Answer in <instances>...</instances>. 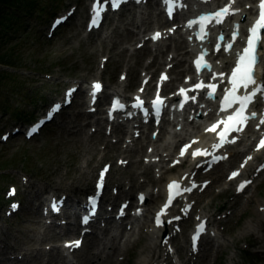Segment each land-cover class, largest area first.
Instances as JSON below:
<instances>
[{
    "label": "rangeland",
    "instance_id": "rangeland-1",
    "mask_svg": "<svg viewBox=\"0 0 264 264\" xmlns=\"http://www.w3.org/2000/svg\"><path fill=\"white\" fill-rule=\"evenodd\" d=\"M87 1L21 0L16 8L0 3V132L33 120L52 100L61 96L63 87L69 83L80 84L93 78L102 55L108 57L101 72L106 83L108 77L111 83L116 80L123 65H127L129 77L135 74L137 82L140 67L151 54L141 51L138 63L126 55L133 53L129 49L139 37L134 34L138 30L134 28L135 23L142 28L141 35H145L151 25L144 29L142 20L153 23L156 14L150 6L138 12L124 8L107 18L101 29L86 35L83 21ZM74 3V15L49 38L45 37L52 15ZM126 32L134 37L125 40ZM81 102L79 94L70 107L29 139L15 134L0 140V264H62L57 248L44 249L46 245L55 247L58 235L55 228L44 226L38 206H43L48 193L75 196L92 189L97 166L102 163L98 161V147L102 142L101 138L93 142L88 140L95 133L87 134L90 124L85 126L89 119L82 117L84 106ZM102 129L103 124L97 126L96 131L102 135ZM111 135L105 140L116 138ZM120 142L116 146L124 149L123 141ZM129 158L131 161L137 159L135 156ZM128 171L119 173L118 177L126 179L130 175ZM25 179V185L20 186ZM9 183L16 186L20 208L14 216L5 218L2 214L5 200L1 196ZM220 185L215 182L204 194L205 209L216 213L233 209L234 215L218 226L221 237L215 244L208 245L198 264H264V217L259 209L264 203V173L247 196L233 207L227 205L230 194L215 193ZM73 187L84 191L77 193ZM105 233L101 232L100 239L94 236L96 244L94 242L92 248L88 244L92 239L86 240V246L78 253L80 264H134L136 258L156 257L154 244L138 230L130 241L122 242L118 252L110 249L107 253L111 236L105 237ZM180 241L184 243L185 239L181 237L178 245L182 244ZM14 253L25 254L19 261L7 258L15 256ZM87 253H94L92 261L82 258ZM120 256L125 260L119 261Z\"/></svg>",
    "mask_w": 264,
    "mask_h": 264
},
{
    "label": "snow or ice",
    "instance_id": "snow-or-ice-1",
    "mask_svg": "<svg viewBox=\"0 0 264 264\" xmlns=\"http://www.w3.org/2000/svg\"><path fill=\"white\" fill-rule=\"evenodd\" d=\"M126 2V0H111V7L113 9L118 8L122 3ZM166 4L172 5L174 4V0H164ZM234 2V0H233ZM259 17L256 20L255 24L251 27L249 30V36L247 39V47L244 49L243 55L239 57V60L237 62L236 67L232 70L231 77L228 81V83L231 85V88H226L224 89V96L223 100L221 101V112H228L229 109L233 107V105L238 104L239 108H237L235 111H233L231 114L227 115L226 117L218 120L215 124H213L210 128L207 129L209 132L216 133L217 129L223 125V130L220 131L218 135V139L220 140L219 145H214V148H219L223 147L224 143H235V140L228 141L226 140V137L228 135H231L232 133H240L243 132L245 127L247 126V123L250 119H253L256 117L257 113L255 111L251 112L250 115L247 114L248 108L250 105H253L257 102V98L259 97L260 99H264V82L258 83L257 79L254 75V70L256 66L264 61H261V54L264 53V38L260 37L258 33L260 31H264V0H260L259 4ZM103 6L99 4V0H97V5L93 7V17L91 21V27H96L98 26V20L100 19L101 12L103 11ZM169 16L171 17L172 14V8L171 6L168 9ZM227 14L230 13V8L225 7L221 9L219 12L215 14L217 18L218 23H222L223 20L220 19ZM208 20V17H203L200 21L201 23V30L203 31V24L204 21ZM60 21H57L59 23ZM159 33H157L153 39H159ZM229 48L231 45L228 46ZM219 50V48L217 49ZM201 58L200 60L196 61L197 64V70L199 71L201 68ZM204 68H208L209 66L207 63H204L202 65ZM214 79L216 77H213ZM121 79H124V77H121ZM167 79L166 76H162L161 80ZM222 79V77H221ZM93 92L92 96L95 97L96 93L101 90V85L99 83H96L92 86ZM208 89V96L211 98L215 95L217 85L215 84H209L205 85L203 83L197 84L194 89H191L190 91H195L196 89ZM241 89L244 90L246 93L245 95L238 96L237 92H239ZM143 91V89H141ZM187 91L185 89L180 90V95L183 96L184 103H186L189 99L187 97ZM190 99L195 101V97H191ZM68 102V101H66ZM184 103H181L180 107L183 108ZM143 102L137 98V107H142ZM163 106V101L160 99L159 95L157 96V99L153 102V107L156 109L157 114H159L160 108ZM118 107H122L119 105V102L117 101L116 104L114 105V110H116ZM57 111L59 110V107L56 109ZM147 114V113H146ZM51 119V117H49ZM260 124H264V119L260 120ZM35 131V129H33ZM3 139H6L4 137ZM193 143H196L193 141ZM192 145H185L183 149L180 151V157H184L185 154L188 152L189 148H191ZM261 148H264V139L260 141V144L257 148V150H260ZM212 155L211 153L207 152V150H200L196 149L195 151L191 152V156L193 159H196L197 157H206ZM227 157H220V156H215L212 155V160L209 162L211 163H217L221 159H226ZM249 160H251V157H248ZM123 163V162H122ZM177 163H179V160H177ZM198 167H202V165H197ZM243 167V165H242ZM108 169L105 168L101 174H100V180L98 182V189L103 187L104 183V174L107 172ZM239 175L238 172H233L229 179H233ZM250 183V181H247L245 183H242L239 185L237 191H243L244 188L247 186V184ZM197 187L195 184L192 185V188ZM206 187V185L204 186ZM173 188L176 189L175 194H173ZM192 188H181L180 185L177 182H172L171 184L168 185L169 189V196H168V201L164 205L163 209L161 212H159L156 216V224L157 227H162L163 226V221L161 220V216H164L167 214L166 210L169 208L172 204V201L175 199L176 196L182 195L184 192H191ZM203 190V188H201ZM14 191H12L11 194H14ZM141 203L144 201L143 195L139 197ZM96 199L92 198L90 200V204L93 209V214H94V209L96 207ZM17 206L13 205V208L15 209ZM126 207V205H125ZM183 210V209H182ZM186 211V210H183ZM123 209L121 210V215H123ZM137 215H139V212H137ZM176 220H179L180 217H175ZM199 219V218H197ZM89 221V217L85 216L83 218V223L87 224ZM172 221L169 220L168 223H171ZM205 229V224L202 222L197 226L196 233L193 235L192 240H193V251L196 250V243L202 234V232ZM179 231V229H177ZM67 247H79L80 246V241H74L70 245H66Z\"/></svg>",
    "mask_w": 264,
    "mask_h": 264
},
{
    "label": "bare ground",
    "instance_id": "bare-ground-1",
    "mask_svg": "<svg viewBox=\"0 0 264 264\" xmlns=\"http://www.w3.org/2000/svg\"><path fill=\"white\" fill-rule=\"evenodd\" d=\"M248 0H245V2H247ZM161 21V16L160 15H158V19H157V23H159ZM136 24V27H134V28H136V29H139L140 30V27H138V23H135ZM141 25H145V27H150V25L152 26L153 25V23H151V20H142V23H141ZM146 29V28H145ZM139 33V32H138ZM137 33V34H138ZM136 34V35H137ZM134 36L131 34V33H128V32H126L125 34H124V39L125 40H130V39H132ZM177 42H178V45L179 46H181V43H185V42H182V41H178L177 40ZM177 42H175V43H177ZM187 44V43H186ZM177 45V44H176ZM102 46V45H101ZM141 51H145V49H142V50H140V51H138V52H134V53H132V54H127L126 56L129 58V59H132V58H135V61L134 62H136V63H138V59H139V55H140V53H141ZM159 59L160 58H158V59H156L155 61H153V64L150 66V68H152V67H154V65H157V66H159L160 65V61H159ZM135 79H136V76H135V74H132V76L130 77V82H129V85H128V87L133 83V81H135ZM110 79H109V77H108V80H107V86H109L110 85ZM82 117L83 118H85V119H87V118H89V117H91V115H87V114H82ZM85 126H86V124H85ZM124 129V128H123ZM122 128H116V129H113V132H120V131H122L123 130ZM124 131V130H123ZM207 137V136H206ZM101 138V139H100ZM98 139H100V141H102L103 140V142H104V140H105V137L103 136V135H101L100 134V132H95V134L91 137H89L88 138V140L89 141H91V142H93V140L94 141H96V140H98ZM158 141H160V139L158 140ZM161 143H159L158 144V146H157V148L158 147H162L163 148V146H165L164 147V150L165 151H167L168 149H171L172 148V146H173V144H171L170 142L168 143V142H166L164 139L162 140V141H160ZM117 143V142H116ZM164 143H166V144H164ZM107 145H106V147H108V149L109 150H112V151H115V152H117V153H120V154H123V153H128V157L129 156H131V155H133L134 153H138L139 152V150L138 149H135V150H131L130 152L129 151H122L120 148H118L116 145H111V144H109V143H106ZM162 144H164V145H162ZM172 145V146H171ZM156 148V152L159 150V149H157ZM142 149V148H141ZM130 153V154H129ZM160 157H162L161 158V160L163 161V158H164V160H166L165 159V156L164 155H162V154H158ZM172 160V159H171ZM171 160H170V162H171ZM169 162V163H170ZM141 165H143V163H142V161H140V162H132L131 164H130V167L128 168L129 169V171H128V173L130 174L129 176L130 177H134V173H135V175H136V173H138L137 172V170L138 171H140V176H144V177H146V180H147V183L149 184V183H154L155 182V179L153 178V176H152V172H151V167L150 166H146V167H142ZM223 171H224V169L222 168V169H219L216 173L214 172L213 174H212V177L214 178V179H217L218 181H220L221 180V177H222V173H223ZM124 173V171L123 170H121V169H119V168H116L115 167V169H114V174H119V173ZM131 182L133 183V185H132V189H136L137 187V184L134 182V179H131ZM159 182H164V180H161V181H157V182H155L156 184L157 183H159ZM136 185V186H135ZM162 185V184H161ZM164 185V184H163ZM118 186L120 187V186H122V184H121V182H119V184H118ZM162 187V186H161ZM74 188V190L75 191H77V192H81L83 189H81V188H78V187H73ZM160 191H162L161 189H160ZM127 196H130V197H132V194H127ZM152 197H155V196H152ZM119 199V196H117L116 198H115V201L116 200H118ZM157 199V198H156ZM146 201H148V200H146ZM145 201V205H146V202ZM152 201H154V200H152ZM48 236V235H47ZM53 237V236H52ZM51 237V238H52ZM89 244V247L90 248H92V247H94V240H93V238H92V240L90 241V243H88ZM89 252H91V251H89ZM95 255H94V253H93V255H90V253L88 254L87 253V255L85 256V259L87 260V261H92V259H93V257H94ZM59 260L62 262V264H64V262H63V259L61 258H59ZM109 264H110V262H108ZM107 262H102L101 264H108Z\"/></svg>",
    "mask_w": 264,
    "mask_h": 264
},
{
    "label": "trees",
    "instance_id": "trees-1",
    "mask_svg": "<svg viewBox=\"0 0 264 264\" xmlns=\"http://www.w3.org/2000/svg\"><path fill=\"white\" fill-rule=\"evenodd\" d=\"M18 1L21 3V0H0V3H2L3 5H9V6L13 7V8H16V7H19V2Z\"/></svg>",
    "mask_w": 264,
    "mask_h": 264
}]
</instances>
